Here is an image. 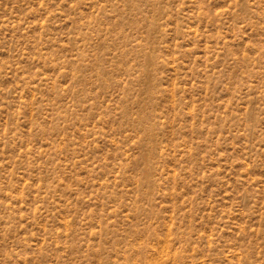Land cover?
Returning <instances> with one entry per match:
<instances>
[{"label":"rangeland","instance_id":"374dc122","mask_svg":"<svg viewBox=\"0 0 264 264\" xmlns=\"http://www.w3.org/2000/svg\"><path fill=\"white\" fill-rule=\"evenodd\" d=\"M0 264H264V0H0Z\"/></svg>","mask_w":264,"mask_h":264}]
</instances>
